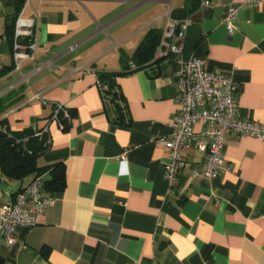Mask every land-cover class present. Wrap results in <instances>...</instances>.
<instances>
[{
    "label": "crops",
    "instance_id": "0c3cea01",
    "mask_svg": "<svg viewBox=\"0 0 264 264\" xmlns=\"http://www.w3.org/2000/svg\"><path fill=\"white\" fill-rule=\"evenodd\" d=\"M186 1L25 0L20 14L37 19L38 48L17 70L8 36L16 0H0V120L16 132L48 125L53 157L38 165L63 161L66 176L35 227L19 228L11 247L0 235L2 264H264V141L229 134V171L214 180L204 177L206 155L184 148L173 185L158 142L180 109V61L193 57L232 77L239 118L264 126V7L227 22L230 0H198L181 54L160 45L156 63L117 79L128 125L107 114L98 72L130 70L146 33L164 34ZM55 104L76 112L66 131L52 121ZM32 179L0 171V204Z\"/></svg>",
    "mask_w": 264,
    "mask_h": 264
},
{
    "label": "built area",
    "instance_id": "2783aa9c",
    "mask_svg": "<svg viewBox=\"0 0 264 264\" xmlns=\"http://www.w3.org/2000/svg\"><path fill=\"white\" fill-rule=\"evenodd\" d=\"M220 5L210 1L203 4L210 9ZM260 7H264V0H230L225 21L231 22L237 19L239 11L243 8ZM191 22V17L181 20L169 18L160 45L169 48L176 56L181 54ZM37 31L36 18H24L22 14L18 16L13 39V60L17 70H20L22 61L31 59L37 51ZM231 31V28L228 29V32ZM166 38L177 39V43L169 45L166 43ZM177 83L180 109L173 120V131L170 136L160 138L158 141L168 151L164 173L170 185L175 184L185 167L182 154L184 148L193 147L206 155L204 177L207 180H214L229 171L225 161V142L229 134L247 135L264 141V126L239 118L237 96L240 87L232 77L207 70L202 57H193L188 61H180ZM100 87L102 91L106 89L102 84ZM35 98H39V95H35ZM60 114L69 117L66 107L55 104L52 121L62 126ZM198 126L202 129L197 130ZM5 129L6 127L3 128ZM43 133L49 135L48 125L39 135ZM50 142L52 143L51 138ZM53 201L52 195H46L42 191V178L34 177L14 197L1 203L0 235L6 247H11L17 242L16 232L19 228L35 227L38 219Z\"/></svg>",
    "mask_w": 264,
    "mask_h": 264
},
{
    "label": "trees",
    "instance_id": "16d2710c",
    "mask_svg": "<svg viewBox=\"0 0 264 264\" xmlns=\"http://www.w3.org/2000/svg\"><path fill=\"white\" fill-rule=\"evenodd\" d=\"M25 0H16V18L13 24L8 27V36L13 46L16 20L24 8ZM198 5V0H187L183 9L174 10L171 13L172 19L181 20L194 11ZM163 31L151 28L137 47L132 58V67L123 72H98L100 84L106 86L101 90L102 97L106 104L111 106L106 108L108 116H112L114 122L119 125H128L126 108L121 106L123 100L117 79L137 70L146 69L158 60L156 52L161 44ZM4 72V71H3ZM3 72H0V76ZM5 110L4 103L0 100V114ZM69 117L60 114L62 129L68 130L73 118L76 115L72 109L67 108ZM5 120H0V171L8 180L22 181L28 177H41L46 171L51 170L52 176L49 180H42V191L45 194L54 195L63 193L66 188L65 164L57 162L51 167H40L38 161L41 158L51 159V142L48 134H41V130L26 129L23 131H11L5 126ZM6 127L5 130L3 128ZM42 178V177H41ZM22 189V188H21ZM20 189V190H21ZM17 193V192H16ZM15 193V194H16ZM12 195V197L15 196ZM3 261L0 259V264Z\"/></svg>",
    "mask_w": 264,
    "mask_h": 264
},
{
    "label": "rangeland",
    "instance_id": "374dc122",
    "mask_svg": "<svg viewBox=\"0 0 264 264\" xmlns=\"http://www.w3.org/2000/svg\"><path fill=\"white\" fill-rule=\"evenodd\" d=\"M39 163H42V160L41 161H39ZM6 189V188H5Z\"/></svg>",
    "mask_w": 264,
    "mask_h": 264
}]
</instances>
